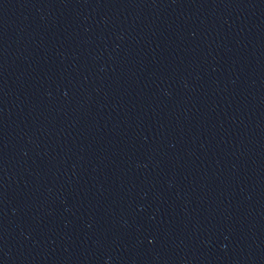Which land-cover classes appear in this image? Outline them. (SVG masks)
I'll return each instance as SVG.
<instances>
[{
    "label": "water",
    "instance_id": "obj_1",
    "mask_svg": "<svg viewBox=\"0 0 264 264\" xmlns=\"http://www.w3.org/2000/svg\"><path fill=\"white\" fill-rule=\"evenodd\" d=\"M0 264H264V0H0Z\"/></svg>",
    "mask_w": 264,
    "mask_h": 264
}]
</instances>
